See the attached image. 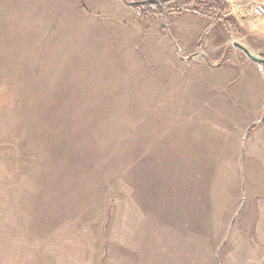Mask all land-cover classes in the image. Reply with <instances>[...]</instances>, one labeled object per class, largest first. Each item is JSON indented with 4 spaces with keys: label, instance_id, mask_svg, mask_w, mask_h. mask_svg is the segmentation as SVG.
<instances>
[{
    "label": "rangeland",
    "instance_id": "obj_1",
    "mask_svg": "<svg viewBox=\"0 0 264 264\" xmlns=\"http://www.w3.org/2000/svg\"><path fill=\"white\" fill-rule=\"evenodd\" d=\"M131 1L0 0V258L264 264V0Z\"/></svg>",
    "mask_w": 264,
    "mask_h": 264
},
{
    "label": "trees",
    "instance_id": "obj_2",
    "mask_svg": "<svg viewBox=\"0 0 264 264\" xmlns=\"http://www.w3.org/2000/svg\"><path fill=\"white\" fill-rule=\"evenodd\" d=\"M169 3V0H140V1H131V3L129 4L130 6H132V7H134L135 5H137V3H140V4H145V3H148V4H156L157 5V9L156 8H152L151 10L153 11V12H156V13H159V14H165V13H167L168 12V10L169 11H178V10H171V8L172 7H170V6H168V7H165L164 5L166 4V3ZM213 3H212V5L210 6V8L213 10V11H215V10H218V11H221V12H223L224 14H227L228 13V11H229V8H228V5L226 4V2L225 1H223V0H213L212 1ZM203 3H205V2H203ZM161 7V8H160ZM143 9H141V11L142 10H144L145 12H147L146 11V9L147 8H144V7H142ZM161 9L160 11H157L158 9ZM167 8H169L168 10H167ZM143 12V11H142ZM197 13V12H196ZM198 14V13H197ZM154 16V13L152 14V12H147V13H145V15H144V17L145 18H147V17H153ZM230 21V23H233V20H232V18H230V17H227V22H229Z\"/></svg>",
    "mask_w": 264,
    "mask_h": 264
},
{
    "label": "crops",
    "instance_id": "obj_3",
    "mask_svg": "<svg viewBox=\"0 0 264 264\" xmlns=\"http://www.w3.org/2000/svg\"><path fill=\"white\" fill-rule=\"evenodd\" d=\"M257 55H259V54H257ZM260 56V55H259ZM247 57V56H246ZM248 58V57H247ZM249 59V58H248ZM211 60H213V61H216L217 59H215V58H211ZM250 60V59H249ZM250 61H252V60H250ZM253 63H255V64H257V65H259V66H263L264 64H258V63H256V62H254V61H252ZM211 65H213V64H211ZM261 70V73L263 72L262 71V69H260ZM259 70V71H260ZM255 86H256V92H255V94L256 95H259V91H260V87H261V85H260V81L258 80V82H255ZM236 93V92H235ZM237 183H235V186H237L236 185ZM237 188V187H236ZM235 197V196H234ZM256 193H255V196H254V193L253 194H251V198H252V202L256 199ZM240 199H241V196H240V194H239V197L238 198H236V207H239L240 206V204H239V202H240ZM241 203V202H240ZM245 205H246V203H242V205H241V207L238 209V211H237V214H236V216H235V218H234V220H231L230 221V223L228 224V221L229 220H227L226 219V223H227V225H228V234L229 235H227L228 236V238L226 237V239H224V241L222 242V245L224 244V247H226L227 246V241H228V239L230 238V233H231V228H232V226H233V224H234V221H235V219H237V217H239V214L241 213V211L243 210V209H245ZM247 213H249V210L247 211ZM221 245V246H222ZM220 246V247H221ZM13 260V259H12ZM11 260V261H12ZM0 264H5V262H4V259L3 258H0ZM217 264H219V263H217Z\"/></svg>",
    "mask_w": 264,
    "mask_h": 264
},
{
    "label": "water",
    "instance_id": "obj_4",
    "mask_svg": "<svg viewBox=\"0 0 264 264\" xmlns=\"http://www.w3.org/2000/svg\"><path fill=\"white\" fill-rule=\"evenodd\" d=\"M234 46L237 47L239 50H241L250 60H252L258 64H264V59H259L255 56H252L250 54V52L246 48L241 46L240 44L234 43Z\"/></svg>",
    "mask_w": 264,
    "mask_h": 264
},
{
    "label": "built area",
    "instance_id": "obj_5",
    "mask_svg": "<svg viewBox=\"0 0 264 264\" xmlns=\"http://www.w3.org/2000/svg\"><path fill=\"white\" fill-rule=\"evenodd\" d=\"M255 16H261L264 13V8L261 5H256L252 12Z\"/></svg>",
    "mask_w": 264,
    "mask_h": 264
},
{
    "label": "bare ground",
    "instance_id": "obj_6",
    "mask_svg": "<svg viewBox=\"0 0 264 264\" xmlns=\"http://www.w3.org/2000/svg\"><path fill=\"white\" fill-rule=\"evenodd\" d=\"M250 52V51H249ZM252 56H255V55H253L252 53H250Z\"/></svg>",
    "mask_w": 264,
    "mask_h": 264
}]
</instances>
